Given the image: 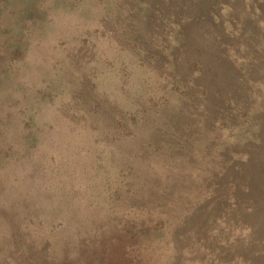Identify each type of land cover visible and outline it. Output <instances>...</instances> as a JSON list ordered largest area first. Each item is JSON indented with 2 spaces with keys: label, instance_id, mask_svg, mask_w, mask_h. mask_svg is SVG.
<instances>
[{
  "label": "rangeland",
  "instance_id": "obj_1",
  "mask_svg": "<svg viewBox=\"0 0 264 264\" xmlns=\"http://www.w3.org/2000/svg\"><path fill=\"white\" fill-rule=\"evenodd\" d=\"M0 23V264H264V0H7Z\"/></svg>",
  "mask_w": 264,
  "mask_h": 264
},
{
  "label": "trees",
  "instance_id": "obj_2",
  "mask_svg": "<svg viewBox=\"0 0 264 264\" xmlns=\"http://www.w3.org/2000/svg\"><path fill=\"white\" fill-rule=\"evenodd\" d=\"M7 0H0V6H1V4H3L4 2H6ZM0 26H1V23H0ZM185 27V26H184ZM184 34V28L182 29V31H181V34L180 35H183ZM213 60V62H217L216 64H214V65H212V66H210V68L211 69H213L215 66H220V67H222V66H224V63L222 62V61H220V60H216L215 59V57L214 58H212ZM215 59V60H214ZM228 72V69H226V70H224L223 72H222V75L223 76H225L226 75V73ZM210 104H211V101H210ZM216 108H218V104H216ZM257 112V111H256ZM262 113H264V111H261ZM234 120V119H233ZM233 122H236L235 120L233 121ZM246 126H248L249 127V124H246V125H244L243 127H241V129L242 130H246V131H244V132H247L249 129L246 127ZM263 127H262V124H261V122H259V126L257 127V128H255L254 130H253V132L251 131V132H249L250 134H248V137H249V139H250V141L253 139V138H255V137H257V139L256 140H258V139H260L261 138V134H262V132H263ZM244 140H242V141H236V142H234V143H232V144H236V143H241V142H243ZM231 144V145H232ZM249 156V155H248ZM243 164H244V162H243ZM261 164V163H260ZM253 175H254V173L253 172H248L247 173V171H245L244 170V165L240 168V170H239V172H238V174H237V178H238V180H237V182H239L240 180H242V178H244V177H246L248 180H249V184L251 183V181H254V182H258V180H254V177H253ZM241 183V182H240ZM239 188V187H238ZM247 188L248 189H252V191H253V186H247ZM245 192H247V191H245ZM248 196H249V198H254V195L253 194H248ZM254 208L257 210V211H259V209H260V207L259 206H256V207H254L253 206V213H254ZM258 220H260V224H259V227H258V233L257 234H255L254 236V239H253V242L255 243V242H257V240L258 239H260V238H264V223H263V219L262 218H260V219H258ZM259 223V222H258ZM250 229H251V231L253 230V228L254 227H252V226H255L256 225V223H253V222H250ZM252 227V228H251ZM131 252V251H130ZM129 255L131 256L132 254H130L129 253Z\"/></svg>",
  "mask_w": 264,
  "mask_h": 264
}]
</instances>
